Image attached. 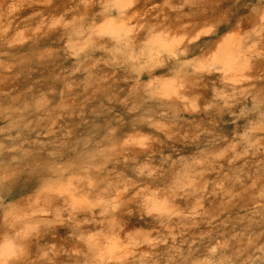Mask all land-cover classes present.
<instances>
[{"label":"bare ground","instance_id":"6f19581e","mask_svg":"<svg viewBox=\"0 0 264 264\" xmlns=\"http://www.w3.org/2000/svg\"><path fill=\"white\" fill-rule=\"evenodd\" d=\"M2 193L0 264L248 249L242 222L264 204V0H0Z\"/></svg>","mask_w":264,"mask_h":264},{"label":"rangeland","instance_id":"374dc122","mask_svg":"<svg viewBox=\"0 0 264 264\" xmlns=\"http://www.w3.org/2000/svg\"><path fill=\"white\" fill-rule=\"evenodd\" d=\"M36 52L37 51L34 48L31 53L33 54ZM8 55H9V58H12V60H18V57H15V55H13L12 53L8 54ZM20 58L22 59L21 62L23 61L22 63H24L25 59H23V55ZM160 114H161V112L159 111V114H158L159 117H160ZM163 114L164 113H162L161 115H163ZM166 116H167L166 119H165V117H161L160 119H163V121H166L168 123H171V122L172 123H179V122H182L183 120L184 121L186 120V117H183V118L182 117H176V116L171 115V114H167ZM5 197L6 196L4 193L0 194V200L5 199ZM231 217H233L235 220H237L236 214L232 213ZM246 219H247L246 221L242 222V224H244L242 226V230L246 229V230H244V232L246 231L247 235L251 236V240H250L251 244H250L249 248L246 250H240L239 252H237V254L235 253V255H232L233 252L230 251L224 255V258L218 257V258L214 259L215 261L213 260L209 264H221V263L222 264H234L235 262H236L235 264H250L251 262H252L251 264H264V256H263L264 255V204H257L256 206L251 208L250 211L248 212V218H246ZM253 219L258 220V221H255V223H254ZM216 232L218 234V231H216ZM215 235H206V236L209 239ZM208 239H205V237H203L202 241L200 240V241L195 243V246L197 247V245H198V247H202ZM232 244H233V242H231V246H232ZM259 253H260V255H259ZM224 259H226L227 263H226V261H224ZM232 260H233V263H231ZM248 260H249V262H248ZM229 261H230V263H229Z\"/></svg>","mask_w":264,"mask_h":264}]
</instances>
